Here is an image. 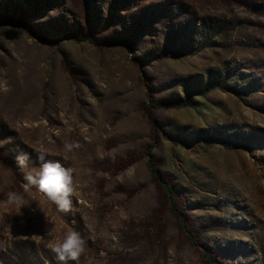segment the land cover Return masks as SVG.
<instances>
[{
    "label": "rangeland",
    "instance_id": "rangeland-1",
    "mask_svg": "<svg viewBox=\"0 0 264 264\" xmlns=\"http://www.w3.org/2000/svg\"><path fill=\"white\" fill-rule=\"evenodd\" d=\"M34 149L72 211L24 191ZM0 264H264V0H0Z\"/></svg>",
    "mask_w": 264,
    "mask_h": 264
},
{
    "label": "clouds",
    "instance_id": "clouds-1",
    "mask_svg": "<svg viewBox=\"0 0 264 264\" xmlns=\"http://www.w3.org/2000/svg\"><path fill=\"white\" fill-rule=\"evenodd\" d=\"M73 147L74 145L71 143L65 145L68 151H72ZM34 151L37 153L39 161H41L38 169L27 167L28 157L26 154L17 156L18 166L24 172V180L26 181L23 184L24 191L27 192L34 187L54 203L59 212L68 213L72 211V198L76 194L75 170L72 167H65L59 161L46 160L45 158L49 154L44 150L34 149ZM7 200L11 205L19 208L29 203L23 194L16 191L8 193ZM51 237L52 232L48 230L46 236H39L37 243L39 244L46 239L50 240ZM85 245L86 241L81 234L76 230H70L64 234L61 240L52 243L48 250L57 261L76 262L84 253Z\"/></svg>",
    "mask_w": 264,
    "mask_h": 264
},
{
    "label": "trees",
    "instance_id": "trees-1",
    "mask_svg": "<svg viewBox=\"0 0 264 264\" xmlns=\"http://www.w3.org/2000/svg\"><path fill=\"white\" fill-rule=\"evenodd\" d=\"M83 40V39H82ZM214 85H208L206 88H205V92L207 91H210L212 89H214ZM204 93H201L200 95H203L205 94ZM190 103L188 100H181L179 99L176 103H175V106L176 107H186V106H189ZM148 167H149V170L150 172L152 173V176L155 178V180L157 181L158 185L162 188H164L166 190V193H167V200L169 201V203L172 205V207L174 208V211H175V207H176V204H175V200H174V197L172 195V191L170 190L169 186L162 180V177L161 175L158 173V171L154 168L152 162L150 161V163L148 164Z\"/></svg>",
    "mask_w": 264,
    "mask_h": 264
}]
</instances>
